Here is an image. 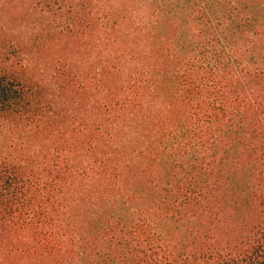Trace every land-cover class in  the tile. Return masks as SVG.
<instances>
[{
  "label": "trees",
  "instance_id": "obj_1",
  "mask_svg": "<svg viewBox=\"0 0 264 264\" xmlns=\"http://www.w3.org/2000/svg\"><path fill=\"white\" fill-rule=\"evenodd\" d=\"M30 1L0 25V264H264V0Z\"/></svg>",
  "mask_w": 264,
  "mask_h": 264
},
{
  "label": "rangeland",
  "instance_id": "obj_2",
  "mask_svg": "<svg viewBox=\"0 0 264 264\" xmlns=\"http://www.w3.org/2000/svg\"><path fill=\"white\" fill-rule=\"evenodd\" d=\"M37 9L34 6V2L30 0H7L3 3L2 7H0V25H4L7 27L8 31L11 33H15V35H19L20 33H24L25 31H29L33 27H37L40 25L39 14L36 12ZM14 35V34H13ZM62 39H65L62 37ZM76 42V41H74ZM85 44V43H84ZM76 45V43H74ZM56 46V45H55ZM54 46V47H55ZM75 48H78L75 46ZM79 51L73 53L74 57L81 59L85 57L83 48H78ZM60 46H56L55 49L51 50L46 59H43L44 62L49 64L53 61L54 57H64L66 55L65 52H60ZM2 121L0 120V124ZM5 126H0V130H3ZM4 132V131H3ZM13 136L4 133L3 136H0V145L5 147L9 144L8 139ZM34 139V138H33ZM33 140L31 139L30 142Z\"/></svg>",
  "mask_w": 264,
  "mask_h": 264
}]
</instances>
